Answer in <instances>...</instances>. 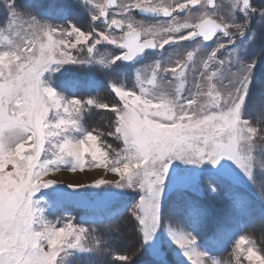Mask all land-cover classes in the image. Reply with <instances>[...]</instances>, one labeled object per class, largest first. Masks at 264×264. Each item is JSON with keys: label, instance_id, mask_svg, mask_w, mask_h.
<instances>
[{"label": "snow or ice", "instance_id": "obj_1", "mask_svg": "<svg viewBox=\"0 0 264 264\" xmlns=\"http://www.w3.org/2000/svg\"><path fill=\"white\" fill-rule=\"evenodd\" d=\"M92 3V0H86ZM12 22L21 12L15 0H4ZM209 6L217 7L215 0H107L96 5L93 21L103 20L100 31L87 32L76 25L56 28L40 24L34 17L29 23V34L20 43L0 51V264H63L69 250H100V241L89 247L91 237L88 228L72 223L71 219L61 227L48 222L42 215L33 195L40 188H47L57 181L45 177L60 172L61 166L71 163V172H84L85 168H103L119 179L93 178L91 186L115 184L117 187H138L143 193L131 209V216L139 221L138 231L143 240H150L160 226V199L171 163L175 160L190 164L210 162L213 165L227 159L235 162L250 179L254 180L255 158L253 149L260 130L249 120L242 119V108L252 82L254 63L235 58V72L230 73V87L222 92L213 78L225 61L222 50L233 42V36H243L248 26L217 22ZM118 11L109 16L108 9ZM232 9L246 15L257 11L250 0H235ZM134 11L154 14L168 19L155 24L135 20ZM264 15V8L260 10ZM175 13V15H174ZM186 14L183 23L178 16ZM195 16L194 19H190ZM235 29V32L232 31ZM119 30V35L113 34ZM227 38V43L222 38ZM199 38L200 45L215 38V47L203 61L200 82L194 91L183 93L187 64L176 60L171 65L156 61L149 85L156 84L159 73L178 80L174 92L149 91L141 81L140 94L113 87L122 106H110L95 99L65 101L51 87L42 83V74L52 65L84 63L72 55L71 49L88 45L92 54L102 41L116 45L123 52L110 61H132L146 49L165 50L182 46L185 41ZM92 41L91 43H89ZM199 47V45H198ZM220 54V56H218ZM233 57L235 51L228 53ZM194 51L187 52L192 60ZM105 67L103 60L100 61ZM109 109L115 116L114 128L107 135L123 141L117 152L111 144L101 141L102 133L89 131L83 139L72 140L66 133L79 129V119L85 106ZM62 109V112H61ZM264 112V107H261ZM51 114V115H50ZM54 142V144H53ZM54 150L47 157V146ZM11 166V170L9 169ZM264 166V165H262ZM124 182V183H122ZM73 183L69 187H82ZM215 191V189H212ZM264 195V186L261 187ZM170 236L189 260L197 257V264H215L208 253L197 249L196 238L190 232H178L166 228ZM248 241L243 237L237 244L240 254L255 264H264L252 247H243ZM116 260L130 264L132 256L120 254Z\"/></svg>", "mask_w": 264, "mask_h": 264}, {"label": "rangeland", "instance_id": "obj_2", "mask_svg": "<svg viewBox=\"0 0 264 264\" xmlns=\"http://www.w3.org/2000/svg\"><path fill=\"white\" fill-rule=\"evenodd\" d=\"M174 3L175 0H167ZM235 0H216L217 7L210 6L217 22H248L243 36H233V42L227 45V51L220 56L225 61L219 67L217 77L213 78L216 87L226 92L230 87V73L235 72V58L246 63H254L252 82L242 108V119L249 120L253 127L260 130L255 139L253 156L255 166L254 180L239 168L235 162L224 159L218 164L210 162L190 164L175 160L177 171L166 175L160 199V226L150 240H143L138 231L139 221L131 216V209L139 202L143 193L138 187H117L115 184L91 186L93 178L119 179L115 174L103 168H85L84 172H71V163L61 166L60 172H52L45 179L57 182L47 188H40L34 193L33 200L42 209L43 217L57 227L63 226L69 218L72 223L86 227L91 233L87 241L89 247H95L96 240L101 243L100 250H69L64 256L63 264H125L115 259L117 255H131L130 264H197V257L190 261L181 248L170 236L166 228L178 232H190L196 238L197 249L208 253L215 264H255L246 259V252L240 254L237 244L241 237L248 243L243 247H252L264 256V0H250L251 8L257 11L246 15L239 7L232 5ZM106 4V0H15V6L21 11L15 22H12L4 0H0V51L13 44L20 43L29 34V23L34 17L40 24L56 28L76 25L87 32L93 28L100 31L103 20L93 21L96 5ZM118 9H108L109 16ZM175 15V13H174ZM135 20L144 24H155L166 19H152L133 12ZM186 14L178 16L180 23ZM195 16L190 19H194ZM235 32V29H232ZM119 35V31L113 30ZM222 38V34H220ZM90 41L89 43H91ZM227 43V38H222ZM199 45V47H198ZM88 45L71 49L72 55L84 63H66L52 65L41 76L45 87H51L65 101L72 99H95L108 104L111 108L117 105L119 97L113 87H122L127 91L140 94L141 81L149 91L174 92L179 83L171 74L159 73L155 85L147 81L152 78V68L156 61L171 65L179 60L187 64L184 78V95L194 84L200 82L204 71L203 61L210 49L215 47V38L200 45L199 39L185 41L182 46L157 49L149 53L144 60L135 65L122 61L111 64L112 58L122 53L116 45L102 41L92 54L87 52ZM194 51L192 60L187 59V52ZM235 51L233 57L229 52ZM108 66L105 67L100 61ZM122 106V102H119ZM109 109L86 105L79 119V129H72L66 135L76 141L83 139L87 132H100L104 135L101 141L111 144L112 149L119 151L123 141L107 133L114 128L115 116ZM62 112V109H61ZM51 115V114H50ZM54 144V142H53ZM47 157L54 150L47 146ZM11 170V166L9 169ZM80 183L82 187H69V184ZM124 183V182H122ZM215 189L213 191L212 189Z\"/></svg>", "mask_w": 264, "mask_h": 264}, {"label": "water", "instance_id": "obj_3", "mask_svg": "<svg viewBox=\"0 0 264 264\" xmlns=\"http://www.w3.org/2000/svg\"><path fill=\"white\" fill-rule=\"evenodd\" d=\"M106 3H107V1H106ZM215 3H216V0H215ZM109 9H115L114 7H110ZM138 12V14L140 15V16H145V17H149V18H154V19H159V18H166V17H163V16H159V15H154V14H149V13H144V12H140V11H137ZM117 31H119V30H117ZM219 35V34H218ZM197 39V38H196ZM195 40V39H194ZM120 51H122L123 52V49H119ZM157 49H146L145 51H144V53H142L141 55H139V56H137L134 60H132V61H123V62H126V63H129V64H134V63H137V62H139V61H141V60H143L144 59V57H145V55L147 54V53H149V52H155ZM177 171V168H176V163H175V161H173L172 163H171V165H170V167H169V171H168V174H170V173H174V172H176Z\"/></svg>", "mask_w": 264, "mask_h": 264}, {"label": "clouds", "instance_id": "obj_4", "mask_svg": "<svg viewBox=\"0 0 264 264\" xmlns=\"http://www.w3.org/2000/svg\"><path fill=\"white\" fill-rule=\"evenodd\" d=\"M42 75H43V74H42ZM52 91H53L54 93H56L54 89H52ZM240 239H243V237H241Z\"/></svg>", "mask_w": 264, "mask_h": 264}, {"label": "flooded vegetation", "instance_id": "obj_5", "mask_svg": "<svg viewBox=\"0 0 264 264\" xmlns=\"http://www.w3.org/2000/svg\"><path fill=\"white\" fill-rule=\"evenodd\" d=\"M147 55H148V54H147ZM147 55H146V56H147ZM146 56H145V57H146ZM144 59H145V58H144Z\"/></svg>", "mask_w": 264, "mask_h": 264}]
</instances>
